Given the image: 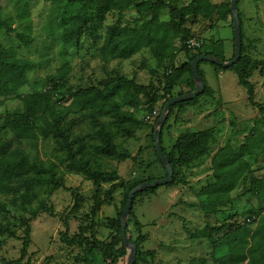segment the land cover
Returning a JSON list of instances; mask_svg holds the SVG:
<instances>
[{
  "label": "rangeland",
  "instance_id": "obj_1",
  "mask_svg": "<svg viewBox=\"0 0 264 264\" xmlns=\"http://www.w3.org/2000/svg\"><path fill=\"white\" fill-rule=\"evenodd\" d=\"M140 1L142 0H136ZM186 1L188 2L180 0L178 3ZM210 2L220 7L231 6L233 0ZM27 4V19L22 22L19 15ZM84 11L82 4H58L45 0H0V17L2 20L11 21L12 29L15 30L10 36L2 32L1 41L13 47L17 59L40 65L38 70L29 73L28 84L16 94L10 97L0 96V119L8 114L23 112L21 98L35 92H45L44 81L52 75H58L59 71L67 73L66 83L61 85L64 93L89 87L104 88L112 78L118 76L134 80L138 85L145 87L149 95L159 97L154 111L160 117L155 121L146 122V111L124 107V111L134 112L141 122L139 126H131L135 136L128 138L119 134L108 120L98 115L97 118L106 124L120 150L128 152L132 157L125 162L101 158L100 168L104 172H117L122 179L131 183L147 178H165L166 174L157 161L152 136L153 132L160 129L159 121L165 108L164 88L170 70L160 67L148 49L128 60L105 63L100 54V46L88 36L82 38L77 48H67L63 40L64 30ZM238 12L243 22L245 54L253 60L264 59V0H241ZM126 17L125 22L133 25L140 18V14L132 7ZM162 20L167 21V16L163 15ZM115 21V17L110 15L107 25ZM186 27L205 44L209 41H222L228 58L232 57V13L227 15L225 20H220L218 15L210 21L190 18ZM105 31L106 29L103 33ZM18 33L32 39L27 48L17 41ZM187 61L185 54L180 53L173 64L178 68ZM200 71L207 86L214 90V97L203 99L198 105L185 108L184 111L176 109L171 115L169 111L167 118L170 119L167 122L166 118L161 127L162 147L170 153L177 138L182 134L202 130L213 131L217 142L211 146L209 154L203 160L178 171L179 178L185 181L184 185L160 187L154 195L137 199L134 214L142 226V234L148 236L142 250L157 252L154 261L149 258L147 263L143 264H214L208 242L192 241L184 227L193 230L201 229L206 224L221 226L235 215L243 222L249 212L264 209V114L251 106L247 92L238 84V77L234 72L218 73L209 63H202ZM250 82L255 88V102L264 107V78L256 72ZM129 94L133 98L139 97L136 91ZM59 99L61 103L54 101L56 111L65 112L70 101H67L66 97ZM64 125H70L74 136L82 137L87 145L94 143L90 137L95 127L87 114L69 115ZM0 141L13 146L17 144L16 138L9 132H1ZM228 144L235 151L244 145L251 148L252 155L247 156L246 160L251 165L253 174L238 184L230 196L231 203L226 208L216 214H208L202 209L205 198L199 197V192L214 181L212 158L218 148ZM22 147L37 163L55 164L64 176L66 187L78 192L84 198V204L78 214H72L74 201L71 193L64 189L54 191L48 187L37 188L30 205L25 203L22 191L14 195L0 194V202L9 208L8 214L0 213V264L11 263L21 257L23 242L20 238L25 234L20 220L23 207L26 205L37 210L42 204L52 207L54 216L40 212L31 222V246L29 256L24 262L30 260L32 264H104L97 250L93 251L80 244L69 247L60 240L61 234L65 233L70 237L79 234L91 237L87 230L91 224L90 214L94 206V184L83 175L70 172L60 163V153L56 150L53 140L41 138L36 149H31L26 144ZM253 178L257 182L253 183ZM124 192L122 188L103 186L104 205L94 220V237L102 243H109L113 238L114 232L109 221L117 217L122 207ZM11 233H15V237L11 236ZM128 235L134 239L137 237L132 221ZM222 256L223 254H218L219 258ZM128 257L119 264H127Z\"/></svg>",
  "mask_w": 264,
  "mask_h": 264
},
{
  "label": "trees",
  "instance_id": "obj_2",
  "mask_svg": "<svg viewBox=\"0 0 264 264\" xmlns=\"http://www.w3.org/2000/svg\"><path fill=\"white\" fill-rule=\"evenodd\" d=\"M45 1L84 6L85 11L78 14L64 30L63 40L67 48H77L81 44L82 38L88 36L100 46V54L105 63L114 60H128L142 50L148 49L160 67L170 70V76L164 88V107L171 99L189 95L195 91L191 63L196 58L210 56L228 63L235 57L234 33L232 57L228 58L222 41H209L205 44L186 27L190 18L210 21L218 15L220 20H225L226 16L232 13L230 5L217 7L210 0H188L185 3H178L180 0H174L175 4L173 0H142L140 2H136V0ZM240 2L241 0L238 2L237 9ZM27 7L28 4L23 7V12L19 15V20L22 22L27 19ZM132 7L136 8L140 14V18L133 25L125 22L126 15ZM110 15L115 17L116 21L107 25ZM163 15L167 16V21L162 20ZM240 21L242 52L238 63L227 69L212 63L209 64L218 73L234 72L238 77V84L246 90L251 106L264 114V107L255 102V88L250 82L256 72L264 78V59L253 60L245 54L241 17ZM12 25L11 21L2 20L0 17V34L4 32L10 36L15 32ZM104 29H106L105 33H103ZM16 39L26 48L32 43V39L25 34L18 33ZM193 39L201 43L200 47L189 48L188 42ZM180 53H184L188 61L177 68L173 61ZM202 63L198 65V69L205 84L204 92L194 100L172 106L170 115L176 109L184 111L185 108L198 105L203 99L214 97V90L207 86L200 71ZM39 67L40 65L35 62L17 59L13 47L4 44L0 38V96L10 97L16 94L28 84L29 73L38 70ZM66 78L67 73L60 71L58 75L50 76L43 84L45 92H35L21 98L24 105L23 112L8 114L0 119V133L9 132L17 140L15 146L0 141V194L14 195L22 191L21 195L25 203L30 205L37 188L48 187L54 191L64 189L70 192L73 197L74 206L71 213H79L83 207L84 198L75 190L66 187L64 176L58 167L55 164L37 163L32 155L22 147L23 144H26L31 149H36L41 138L53 140L56 150L60 153V163L70 172L83 175L96 187L93 197L94 206L90 214L91 224L87 230L91 237H84L81 234L70 237L68 233H65L61 234V242L69 247L80 244L93 251L97 250L101 254L104 264H119L128 257V251L121 235V217L130 193L145 183H154L165 179L167 171L157 154V161L166 174L165 178H147L131 183L122 179L117 172L102 171L99 162L101 158L118 159L125 162L132 157L128 152L120 150L106 124L97 117L100 115L108 120L122 136L133 138L135 134L131 130V126H139L141 122L135 117L134 112L124 111V107L144 110L149 116L154 112V106L159 97L154 94L149 95L145 87L122 76L112 78L104 88L89 87L64 93L62 86L65 85ZM176 90L177 93H175ZM133 91H136L139 97H131L129 93ZM61 97H66L67 101H70L65 112H58L55 108L54 101L61 103L59 99ZM73 114H87L92 119V124L95 127L90 137L94 142L92 145H87L82 137L74 136L70 125H64L66 118ZM159 117L160 115L157 118ZM169 119L170 117L167 118V122ZM157 133L158 131L153 132V142H155ZM162 135L163 130L160 134V146L174 171L173 181L166 187L184 185L185 181L179 178L178 171L203 160L209 154L211 146L217 142L211 130L186 132L177 138L172 151L167 153L162 147ZM250 155H252V150L248 145L242 146L237 151L229 144L218 148L212 158L214 181L208 183L199 192V197L205 198L202 205L204 212L216 214L231 203L230 196L238 184L253 174L251 165L246 160V157ZM253 180V183L257 182L254 178ZM104 185L125 190L122 207L118 211L117 217L109 221L114 232L109 243H102L94 237L96 232L94 220L104 205L102 198ZM158 189H146L134 197L125 232L128 239L137 248L135 264L147 263L149 258L154 261L157 256L155 250L147 252L142 250V246L148 241V236L142 234V226L135 217L134 207L137 199L154 195ZM40 212L54 216V209L45 204H42L37 210L26 205L23 207V215L20 216V220L25 228V234L23 238H20L23 242L21 257L8 264H32L30 260L27 262L24 260L29 256L31 246V222L37 218ZM0 213H9L8 206L2 202H0ZM247 216L243 222H240L238 215H235L221 226L206 224L201 229L191 230L184 227V230L192 241L208 242L211 246L214 264H264V209L251 211ZM131 221L137 233L136 239L128 235ZM11 236L15 237V233H11ZM220 253L223 254L221 258L218 257Z\"/></svg>",
  "mask_w": 264,
  "mask_h": 264
},
{
  "label": "water",
  "instance_id": "obj_3",
  "mask_svg": "<svg viewBox=\"0 0 264 264\" xmlns=\"http://www.w3.org/2000/svg\"><path fill=\"white\" fill-rule=\"evenodd\" d=\"M240 0H233L232 4H231V12H232V16H233V33H234V37H235V57L231 62H222L217 58L214 57H210V56H202V57H198L196 58L192 63H191V67H192V72H193V77H194V81L196 83V89L193 93L189 94V95H185L182 97H176L174 99H171L165 106L160 121H159V126L160 129L158 130V133L155 135V150H156V154L157 157L159 158V160L161 161V163L163 164V166L165 167L166 171H167V177L165 179L156 181L154 183H145L137 188H135L129 195L128 197V201L127 204L125 206V209L123 211L122 217H121V235H122V240L124 243V246L127 248L129 257H128V263L127 264H135L136 261V256H137V248L136 246L128 239L126 232H125V228H126V224H127V218L130 215L131 209H132V205L134 202V197L137 193L144 191L146 189H156V188H160V187H164L167 185H170L173 181V177H174V171L172 169V167L170 166V164L168 163L167 159L165 158L163 151L161 149L160 146V134H161V127L164 123V121L166 120L169 111L171 109L172 106L179 104V103H183V102H187L190 100H194L196 99L199 95H201L204 92V88H205V84L203 82V79L200 77L199 74V69H198V65L202 62H207V63H212L215 64L217 66L223 67L224 69L230 68L233 65H235L236 63H238V61L241 58V52H242V27H241V21H240V17H239V12L237 9V5L238 2Z\"/></svg>",
  "mask_w": 264,
  "mask_h": 264
},
{
  "label": "built area",
  "instance_id": "obj_4",
  "mask_svg": "<svg viewBox=\"0 0 264 264\" xmlns=\"http://www.w3.org/2000/svg\"><path fill=\"white\" fill-rule=\"evenodd\" d=\"M188 45H189V48H198L200 47L201 43L193 39L188 42ZM157 117H158V114L156 111H154L151 115L146 117V121L147 122L155 121Z\"/></svg>",
  "mask_w": 264,
  "mask_h": 264
},
{
  "label": "crops",
  "instance_id": "obj_5",
  "mask_svg": "<svg viewBox=\"0 0 264 264\" xmlns=\"http://www.w3.org/2000/svg\"><path fill=\"white\" fill-rule=\"evenodd\" d=\"M227 52V51H226Z\"/></svg>",
  "mask_w": 264,
  "mask_h": 264
}]
</instances>
